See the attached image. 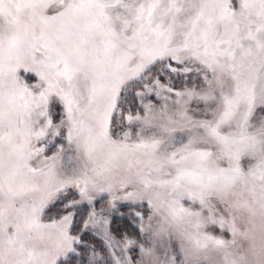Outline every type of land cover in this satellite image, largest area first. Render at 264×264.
I'll use <instances>...</instances> for the list:
<instances>
[{
  "label": "snow or ice",
  "instance_id": "obj_1",
  "mask_svg": "<svg viewBox=\"0 0 264 264\" xmlns=\"http://www.w3.org/2000/svg\"><path fill=\"white\" fill-rule=\"evenodd\" d=\"M0 264H264V0H0Z\"/></svg>",
  "mask_w": 264,
  "mask_h": 264
}]
</instances>
